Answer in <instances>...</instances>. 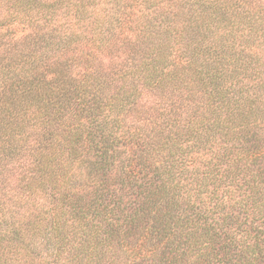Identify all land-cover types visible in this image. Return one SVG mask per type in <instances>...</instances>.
<instances>
[{
  "label": "trees",
  "instance_id": "16d2710c",
  "mask_svg": "<svg viewBox=\"0 0 264 264\" xmlns=\"http://www.w3.org/2000/svg\"><path fill=\"white\" fill-rule=\"evenodd\" d=\"M0 264H264V0H0Z\"/></svg>",
  "mask_w": 264,
  "mask_h": 264
}]
</instances>
